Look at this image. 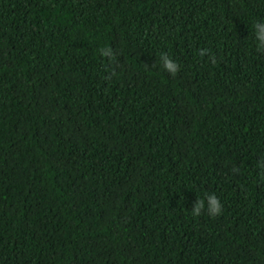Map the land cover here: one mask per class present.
I'll return each mask as SVG.
<instances>
[{"label":"trees","instance_id":"1","mask_svg":"<svg viewBox=\"0 0 264 264\" xmlns=\"http://www.w3.org/2000/svg\"><path fill=\"white\" fill-rule=\"evenodd\" d=\"M257 21L264 0H0V264H264Z\"/></svg>","mask_w":264,"mask_h":264},{"label":"clouds","instance_id":"2","mask_svg":"<svg viewBox=\"0 0 264 264\" xmlns=\"http://www.w3.org/2000/svg\"><path fill=\"white\" fill-rule=\"evenodd\" d=\"M253 27L255 30V40L257 41L258 49L264 50V22L257 21ZM99 51L102 56L111 57L113 60H115V55L113 54V50L111 48H101ZM201 54L203 55L204 53L202 52ZM160 62L163 68L172 76H175L180 70L178 63L175 62L167 53H160ZM259 167L264 169V159L259 162ZM206 202V210L210 216L216 217L222 213L223 204L217 195L213 193L206 196V201L205 199L198 198L191 210L192 215L200 216L205 210Z\"/></svg>","mask_w":264,"mask_h":264}]
</instances>
